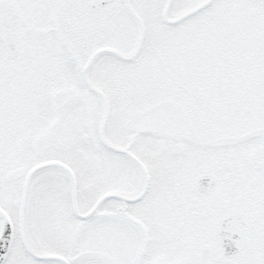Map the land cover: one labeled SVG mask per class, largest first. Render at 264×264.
Returning <instances> with one entry per match:
<instances>
[{"label":"snow or ice","instance_id":"1","mask_svg":"<svg viewBox=\"0 0 264 264\" xmlns=\"http://www.w3.org/2000/svg\"><path fill=\"white\" fill-rule=\"evenodd\" d=\"M0 264H264V0H0Z\"/></svg>","mask_w":264,"mask_h":264}]
</instances>
